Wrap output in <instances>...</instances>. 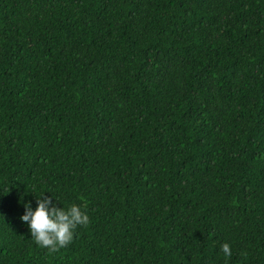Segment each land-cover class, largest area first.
Here are the masks:
<instances>
[{"label": "trees", "instance_id": "trees-1", "mask_svg": "<svg viewBox=\"0 0 264 264\" xmlns=\"http://www.w3.org/2000/svg\"><path fill=\"white\" fill-rule=\"evenodd\" d=\"M0 264H264V0H0Z\"/></svg>", "mask_w": 264, "mask_h": 264}, {"label": "clouds", "instance_id": "clouds-1", "mask_svg": "<svg viewBox=\"0 0 264 264\" xmlns=\"http://www.w3.org/2000/svg\"><path fill=\"white\" fill-rule=\"evenodd\" d=\"M40 191L39 198L35 200V208L30 201L22 203L23 214L19 219L27 225L31 239L37 247L47 249L50 253L56 252L73 241L78 227L87 225L88 216L81 205L70 204L66 207H58L57 197L45 196V193L49 192ZM220 252L225 259L229 258L232 255L231 246L223 243Z\"/></svg>", "mask_w": 264, "mask_h": 264}]
</instances>
